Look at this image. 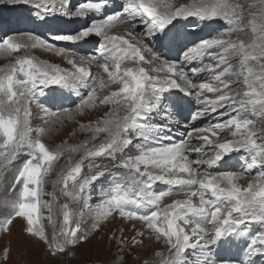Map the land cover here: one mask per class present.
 <instances>
[{
  "label": "snow or ice",
  "instance_id": "1",
  "mask_svg": "<svg viewBox=\"0 0 264 264\" xmlns=\"http://www.w3.org/2000/svg\"><path fill=\"white\" fill-rule=\"evenodd\" d=\"M6 2L9 5L28 4L39 9L42 15L52 11L64 12L63 6L67 5L68 0H52L51 6L47 2L40 3L39 0ZM103 3L104 0H86L65 14L83 16L88 10H99ZM170 8L171 5L165 4L164 0H126L118 12L113 11L102 18L91 20L88 26L78 33L58 34L52 38L76 43L89 36L99 37L98 51L88 56L81 55L78 59L74 52L64 48L56 49L54 43L47 42L38 35L28 34L26 38L8 35L0 40V53H15L39 46L56 51L57 55H63L71 66L69 70L56 64L38 61L29 55H18L14 64L0 69V139L3 140L0 149L4 150L0 151V156L5 159L12 157L13 160L23 157L12 183L13 190L18 189L12 212L15 217L26 221L24 232L42 241L52 256L64 253L73 255L68 249L84 241L87 238L86 232L100 227V221L113 212H118L121 218L129 221L142 222L144 228L150 230L157 241L163 240L169 249L170 259L166 264H181L189 249H196L194 254L200 264H217L211 256V245L226 243L225 238L235 233L241 225L256 224L264 227V170L259 171L246 187L238 183L241 174L237 172L223 171L215 175L206 172L202 176L199 174V168L204 164L211 169L228 153L240 150L248 152L250 157V162L246 163L242 173L251 174L253 169H264V143L257 142V134L250 131L252 121L246 117L249 108L253 114L264 117V23L260 25L258 40L254 39L252 44L241 42L237 45L224 37L237 30L236 26L243 25L242 6L232 4L228 0L223 3L193 0L192 3L181 5L174 11L169 10ZM188 17H196L199 20L220 19L225 21L229 28L220 32L218 38L203 40L188 48L181 57L183 63L162 58L145 42L146 38L163 32L173 20ZM117 23L128 27L126 36L130 39L125 35L110 34ZM197 26L192 25L193 28ZM256 31L254 28V37ZM216 47L223 51L213 53L212 49ZM145 54L151 59H146ZM231 55L240 57L239 72L233 70L228 60ZM205 56L216 63L202 64V67L188 66L193 59ZM125 59H131L135 66L122 68ZM143 63L153 65L152 71L157 74L151 75L141 66ZM92 65L96 66L97 71L102 70L107 75V80L100 79L99 87L117 85L114 91L99 99L98 103L113 104L116 108L106 113L95 128L88 125L95 133H107V139L98 148H85V155L74 166H70L67 174L63 176L61 193L72 200L82 202L83 208L79 212H70L68 204H64L63 224L59 232H54L49 239L38 213L41 208H48L49 213L52 211L51 205L47 202L41 203L40 197L43 194L45 173L58 157L60 149L50 151L39 138L34 141L30 139V111L24 102H33L34 93L44 87L63 85L70 80L92 78L87 97L81 99L76 111L83 107H92L97 100V78L91 70ZM221 67L223 70L219 71ZM202 73L211 76V81L196 84L195 79ZM232 77L236 78L237 83L241 82L242 77L246 91L229 94L232 85L226 81ZM177 78L184 82L183 86L177 82ZM174 88L194 96L200 105L201 110L193 113V120L211 115L217 121L223 120V123H209L204 128H194L196 132L208 133L196 137L198 147H189L193 139L191 133L179 141L165 136L162 139L169 141L168 143L155 139L151 146L141 145L138 155L124 158L116 166L114 176L126 186H131L136 198L131 199L119 192L102 195L100 203L96 206L95 222L92 223L91 229L86 230L83 209L93 211L90 206L91 196L86 195V192L92 182L104 173L100 171L103 166L97 161L101 157H113L125 145L131 144L133 137L128 135L130 131L135 130V138H143L146 141L150 138L148 133L153 129L164 127L148 126L145 122L150 112L159 109L162 93ZM40 108L46 120L51 117L59 119L63 114L72 115V110L68 108L57 111L45 106ZM121 108L124 110L122 116L119 115ZM160 115L169 123H176L166 111ZM43 131L41 128L40 134H43ZM225 131L232 132L233 136L240 135L241 138L222 143L211 139ZM209 151L214 154L209 155ZM193 154L200 159L193 161ZM204 157L207 159H203ZM85 166L90 170L89 175L81 180L79 177ZM152 169H158L159 172H153ZM157 182L168 185V191L153 192L152 185ZM174 187L187 190V198L173 200L171 205L160 210L161 198L171 194ZM194 198H198V204ZM142 202L151 206L149 213L142 214L130 206ZM49 219L51 220V216ZM11 223V216L0 221V230H8ZM143 235L144 232L136 231L130 243L134 246L142 245ZM119 243L125 245L128 241L121 236ZM7 255L8 251L5 249L4 259ZM255 255H264V231L257 232L251 238L246 260Z\"/></svg>",
  "mask_w": 264,
  "mask_h": 264
},
{
  "label": "rangeland",
  "instance_id": "2",
  "mask_svg": "<svg viewBox=\"0 0 264 264\" xmlns=\"http://www.w3.org/2000/svg\"><path fill=\"white\" fill-rule=\"evenodd\" d=\"M229 1L232 4L242 6L243 12L241 18L243 20V25L236 26L237 30L232 31L230 35L225 36L224 39H231L237 45L241 42L252 44L254 39L258 40L260 25L264 23V3H262V0ZM39 2H47L50 6L52 4V0H39ZM82 2H86V0H68L67 5L63 6L64 12L52 11L41 15L39 9L31 7L28 4L16 3L9 5L6 0H0V40L6 38L8 35H16L18 38H24L28 34H33L41 36V38L45 39L47 42L54 43L56 49L64 48L66 51L74 52L77 56L95 54L98 51L100 44V38L97 36H89L86 39H82L85 43L84 47H81V44H83L82 40H79L76 43H69L63 40L52 39L58 34L78 33L80 30L88 26L85 22L86 15L69 16L65 14L74 10V8ZM124 2H126V0H104L101 8L105 9L106 7V9L102 10V13L98 12L100 9L98 11L92 9L88 10L86 14L98 12L97 19H99L108 15L107 9L109 11H113L114 9L119 11L123 7ZM175 2V0H164L165 4L171 5V8L169 9L171 11H174L175 8H178L181 5L192 3L193 0H180L177 3ZM207 2L222 3L225 2V0H208ZM188 19L190 20L188 21ZM74 20L78 22L76 23V27L73 28L72 22ZM81 21H84V23ZM171 23L172 24H169L163 32H157L154 36L146 38L145 42L153 52L157 53L162 58L166 60H177L181 63H183L181 57L188 48L203 40L218 38L220 32L226 31L229 28V25L220 19L199 20L196 17H188L187 19L177 18ZM193 24L198 26L193 28ZM241 27L242 30H240ZM254 28L257 30L255 37L253 34ZM112 29L114 32L113 35L124 34L125 36L129 30L123 23L115 24ZM174 35L180 38V43H177L179 45H174L175 49L171 50L164 41L168 38H172L171 36ZM126 38L129 37L126 36ZM132 42L135 43V41ZM222 51L223 49L219 47L212 49L213 53H219ZM18 55H29L35 57L38 61L47 62L48 64H56L62 68L71 70V66L67 64V60L64 59L63 55H57L56 51L48 50L46 48L42 49L39 46L22 49L15 53H0V69L14 64ZM145 55L146 59H151L150 56H147V54ZM228 60L232 65L233 70L239 72L240 57L238 55H231L228 57ZM209 63L215 64L216 62L207 57H199L193 59L188 66L202 67V64ZM144 64L145 63H143V65ZM90 67L94 76L97 78V84L95 86L98 90L96 91L97 100L93 104L97 109L93 114L88 113V110L93 106L83 107L79 111H76L77 105L81 103V99L87 97L89 86L92 85V78H85L79 81L70 80L63 85L44 87L34 93L33 102L29 104L25 101L30 111L28 117V136L30 139L34 141L39 138L50 151L60 149L58 157L52 162L51 167L45 173L43 194L40 197L41 203H49L52 211L49 213L48 208H41L38 213L45 234L49 239L52 238L54 232H59L63 224L62 206L64 204H68V210L70 212H79L83 208L82 202L72 200L61 193L60 189L63 187V176L67 174L70 166H74L75 163L85 155V148H98L99 145L107 139V136L103 137L99 135H95V139H93V137L89 139L86 135L90 129L88 125H92V128H95L96 125H94V122L97 124L98 120L101 121L105 117V114L112 110L113 104L102 105L98 103V100L109 95L111 91L116 89L117 85L111 84L112 86L109 85L108 87L100 89V79L103 78L104 80H107V75L104 74L102 70L97 71L95 65ZM143 67L147 70L149 69L148 71L151 75L157 74L152 71V65L148 66L149 68L145 65ZM222 70L223 68L221 67L219 71ZM188 71L190 73V68ZM210 81L211 76L202 73L194 82L199 84ZM177 82L179 84L183 83V81H180L178 78ZM226 82L232 85L229 94L246 91L242 83V77L240 83H237L235 77H232V79ZM159 103V109L150 112L148 120L145 123L148 126L164 125V127L153 129L152 132L148 133L150 138L146 141L142 138H135V130L130 131L128 135L133 137L131 144L125 145L120 151L115 153L113 157H101L97 161V163L103 166L100 171L104 173L92 182L88 192H86V195L90 194L91 196L90 206L93 209L91 212L87 209H83L85 213L83 222L86 230L91 229L92 223L95 222L96 206L100 203L102 195L116 194L119 192V194L127 195L131 199L136 198L133 188L131 186H126L122 180H119L114 176L116 166L120 164L124 158L138 155L141 145L151 146L155 139L161 140V138L165 136H171L179 141L181 138H187L188 134L191 133L193 139L189 147H198L199 142L196 140V137L208 135V133L196 132L193 130L194 128H204L209 123H223V120L217 121L213 116L208 115L201 118L203 123L194 125L192 122L195 121L192 119V116L193 113L201 110L200 105L197 104L194 96L186 95L185 92L179 89H176V92L174 91L170 94L165 92L162 93ZM181 105L182 107H186V112L183 115L178 113L180 109L179 106ZM40 106H45L52 111L68 108L72 110V115L69 116L71 120H68L64 114L60 115L59 119L51 117L46 120L45 114L41 111ZM120 110V115L122 116L124 110L122 108ZM164 111H166L176 123L170 126L168 120L162 117V114L160 115V113ZM225 111H227V109H225ZM246 117L252 121L250 131L257 134L255 137L257 142L264 143V117L253 114L251 108H249L246 113ZM228 118L229 117H224V119ZM182 121H185V123H182ZM186 122L189 123L188 127H185ZM68 123L69 125H67ZM192 124L193 126L191 127L190 125ZM168 125L170 127L164 131L163 129L167 128ZM41 128L44 130L43 134H40ZM157 133H159V136L156 135ZM240 138V135L233 136L230 131H225L216 137H211L216 143L233 141ZM161 142L168 143L169 141L162 139ZM2 143L3 140L0 139V144ZM0 151L4 150L0 149ZM116 154H118L120 158ZM213 154L214 153L209 151V155ZM6 155L7 153L5 152V156ZM191 159L196 161L200 158L193 154ZM203 159H207V157H204ZM22 160L23 157H17L13 160L12 157L5 159L4 156H0V221L6 220L9 216L12 218V223L9 224L8 230H0V264H166L170 259L168 255V246L163 240L157 241L154 234H152L150 230L144 228L142 222L138 220L129 221L121 218L118 212H113L106 219H102L100 221V227L87 231V238L84 241L78 243L75 247H70L68 252L74 253L73 255L64 253L52 256L49 253L47 246L42 241L37 237H33L24 232L23 229L26 226V221L23 218L15 217L12 212V204L18 197V189L13 190L12 183L16 170L22 164ZM9 161L12 162L9 163ZM247 162H250L248 152L244 150L230 152L222 161L217 163L215 167L211 169L204 164L199 168V174L202 176L206 172L212 175L223 171L237 172L241 174L240 182L238 181V183L241 186L246 187L250 180L255 179L259 171L264 170L256 168L253 169L251 174H244L241 170L246 167ZM89 171V168L85 166L83 173L79 178L82 180L84 177L88 176ZM152 171L156 173L159 172L158 169H152ZM127 174L131 175V173ZM69 183L71 184V182ZM78 187L79 185H77V188ZM152 191L158 193L161 191L166 192L168 189L166 184L157 182L152 185ZM186 191L187 190H181L174 187L171 194L165 195L161 198L159 209H165L166 206L171 205L173 200L187 198ZM194 199L198 204V198ZM130 206L142 214H147L152 210L151 206L146 202L133 203ZM49 216H51V220L49 219ZM208 227H211V225H208ZM136 231L144 232L142 237L144 242L140 246H134L130 243L131 238L136 235ZM237 231L240 235L238 238V245L240 248L236 252L241 253L243 256L240 254V258H232L228 252L229 246L226 249L228 250V253L225 251L224 253L219 254V246L217 245L218 247H216V244H214L210 246L211 256L217 264H222V262L234 264H264V255H257L253 260H251L252 257L250 260H246L251 238L254 237L257 232L264 231V227L256 224H247L241 225ZM121 236L128 241L127 244L121 245L119 243ZM233 236H235V234H232V237ZM140 238L141 237H137V239ZM227 238L228 237H226L225 240ZM221 243L224 247L226 246L225 242H220V244ZM230 245L231 247H236V244L234 245V243H230ZM5 249L8 251L6 259H4ZM195 252L196 249H189L186 252L187 260L184 261V264H200V262H197L198 260H196L197 255L194 254ZM199 258L203 259V257ZM155 260L158 261L156 262Z\"/></svg>",
  "mask_w": 264,
  "mask_h": 264
},
{
  "label": "bare ground",
  "instance_id": "3",
  "mask_svg": "<svg viewBox=\"0 0 264 264\" xmlns=\"http://www.w3.org/2000/svg\"><path fill=\"white\" fill-rule=\"evenodd\" d=\"M176 2L175 3H177L178 1H180V0H175ZM185 1V0H184ZM187 1V0H186ZM208 1V0H207ZM212 1H214V0H212ZM222 1V0H221ZM229 1V0H228ZM167 2V1H166ZM217 2V1H216ZM230 2V1H229ZM170 3H171V1H170ZM223 3V2H222ZM105 9H106V7H105ZM105 9H102V8H100V11H98V10H96V11H98V12H100V13H102L101 11L102 10H105ZM113 11H116L115 9L113 10ZM113 11H109L108 9H107V13L108 14H111ZM97 12V13H98ZM118 12V11H117ZM97 13L96 12H93V13H88V14H85L86 16V20H85V22H86V24H89L90 22H91V20H93V19H97L98 17H97ZM99 13V14H100ZM190 19H188V21H189ZM78 21H76V20H74L73 22H72V27L74 28V27H76V23H77ZM82 23H84V21H81ZM170 24H172V23H170ZM204 26V25H203ZM116 28V27H115ZM121 29V28H120ZM71 30H74V29H71ZM113 29H111V31H110V34H112L113 35V31H112ZM115 30V29H114ZM120 31V30H119ZM118 32V31H117ZM244 32V31H243ZM124 33V32H123ZM124 35V34H123ZM238 35V34H237ZM158 36V35H157ZM157 36H155V37H157ZM172 38H168L166 41H164L167 45H168V47L171 49V50H174L175 49V46L174 45H179V44H177V43H180V38H178L176 35H174V36H171ZM24 38H26V37H24ZM82 42H83V40H82ZM85 46V43L83 42V44H81V47H84ZM42 49H43V47H41ZM170 49H169V52H170ZM64 57V56H63ZM76 57H77V59H78V57L79 56H77L76 55ZM206 57V56H205ZM202 58V57H201ZM64 59L65 60H67L65 57H64ZM150 59V58H149ZM205 59V58H204ZM197 63V62H196ZM143 64H141V66H142ZM146 67H148V66H151L150 64H147V63H145L144 64ZM143 65V66H144ZM135 66V64H134V62L131 60V59H125L123 62H122V65H121V67L122 68H124V67H134ZM153 66V65H152ZM149 68V67H148ZM149 70V69H148ZM161 74H163V73H161ZM202 78V77H201ZM182 86L184 85V82L181 84ZM112 86V85H111ZM100 89H101V87H100ZM108 89V88H107ZM112 90V89H111ZM98 91V90H97ZM176 92V89L174 88V89H170V90H167V91H165V93H168V94H170V93H173V92ZM100 93H102V92H100ZM164 93V92H163ZM178 93V92H177ZM180 93V92H179ZM172 102H174V101H172ZM25 103V102H24ZM25 104H27V103H25ZM30 104V103H29ZM110 105V104H109ZM101 108V107H100ZM103 108V107H102ZM116 108V105H113V107H112V110L113 109H115ZM179 108L180 109H182V110H180L179 109V111H178V113L179 114H185V112H186V107H182V105L181 106H179ZM97 108H96V106H93L90 110H88V113L89 114H93L94 112H95V110H96ZM101 111V110H100ZM121 114V110L119 111V115ZM65 116H66V118H68V120H71V118H69V115H66V114H64ZM78 116V115H77ZM77 118V117H76ZM104 119V118H103ZM102 119V120H103ZM98 121H100V120H98ZM195 122H192L194 125H197V124H200V123H203L202 122V120L200 119V120H194ZM182 123H185V121L183 122L182 121ZM174 123H170L169 125L171 126V125H173ZM193 124L192 125H190L191 127L193 126ZM67 125H69V123L67 124ZM94 125H96V122H94ZM167 126V128H165V129H163L164 131H166L167 129H168V127H170V126ZM185 125H187V127L189 126V123H187L186 122V124ZM95 135H99V136H107V133H95L92 129H89V131L87 132V137L89 138V139H91V137H93V136H95ZM157 136H159V133H157L156 134ZM143 139V138H142ZM161 140H162V138H161ZM143 143V142H142ZM145 143V142H144ZM121 153V152H120ZM116 155H118V154H116ZM118 157H119V155H118ZM120 158V157H119ZM119 161V160H118ZM102 179H103V177H102ZM99 182H100V179H99ZM240 182V181H239ZM166 187H167V189L169 188V186L168 185H166ZM124 194V193H123ZM127 194V193H126ZM233 234H235V236H233L232 237V235L231 236H229L227 239H226V246L224 247L223 245H222V243L220 244V242H218V243H216V247H218L219 246V250H218V253L219 254H222V253H224L225 251L227 252L228 250V252H229V255H231L232 256V258H235V257H237V258H240L241 256H243L241 253H237L236 251L237 250H239V248H240V246L238 245L239 243V241H238V238H239V232L238 231H236L235 233H233ZM230 243H234V245L236 244V247H231V245H230ZM218 245V246H217ZM238 245V246H237ZM228 246H229V249L228 250H226L227 248H228ZM215 247V248H216ZM227 252V253H228ZM186 254L187 253H185L184 254V257H183V259H182V261H181V264H184V261H186L187 260V257H186ZM240 254H241V256H240ZM224 255V254H223ZM230 256V257H231ZM256 256L257 255H255V256H252V259L251 260H253V259H255L256 258ZM160 258V257H159ZM200 259V258H199ZM202 259V258H201ZM196 260H198L197 259V257H196ZM242 260V259H241ZM156 261V260H155ZM158 261V260H157ZM156 261V262H157ZM162 261V260H161ZM151 262V261H150ZM197 262H199V261H197ZM194 263V262H193ZM221 263V262H220ZM229 264H234V263H229Z\"/></svg>",
  "mask_w": 264,
  "mask_h": 264
}]
</instances>
